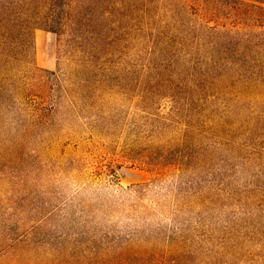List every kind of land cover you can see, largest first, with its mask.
I'll return each mask as SVG.
<instances>
[{"label":"trees","instance_id":"trees-1","mask_svg":"<svg viewBox=\"0 0 264 264\" xmlns=\"http://www.w3.org/2000/svg\"><path fill=\"white\" fill-rule=\"evenodd\" d=\"M38 30L56 35L69 61L48 72L50 89L41 87L45 100L53 92L59 97L37 107L45 122L69 111L81 118L87 100L113 94L110 69L131 67V134L139 145L130 161L159 176L99 203L59 202L28 228L16 197H8L0 215V264H37L29 254L39 233L49 234L39 239L47 245L62 237L54 250L67 252L39 264H157L163 241L183 242L187 228L211 221L222 204L264 212L261 184L256 177L242 181L257 150L241 132L257 124L264 129V0H0V67L24 63L43 71L35 63ZM82 82L86 89L75 87ZM1 86L11 96L0 95V108L13 98L35 108L34 89L16 88L9 72L0 71ZM28 122L22 141L35 131L33 118ZM44 219H53L52 227Z\"/></svg>","mask_w":264,"mask_h":264},{"label":"rangeland","instance_id":"rangeland-1","mask_svg":"<svg viewBox=\"0 0 264 264\" xmlns=\"http://www.w3.org/2000/svg\"><path fill=\"white\" fill-rule=\"evenodd\" d=\"M63 56L58 49L57 36L38 30L35 63L43 71L24 63L7 70L0 67V71L14 76L16 88L34 89L31 104L35 108L21 107L14 98L4 109L0 108V215L8 211L3 203L14 195L25 228L42 219L59 202L99 203L103 197L110 198L122 188L159 176L142 162L130 161L131 149L139 145L133 143L131 134L136 106V82L131 67L114 65L110 69L113 94H102L99 103L87 100L89 107L86 108L80 104L81 118H72L69 111L57 113L55 119L45 122L40 107L56 102L59 97L53 92L48 101L45 100V88L41 87L46 85L44 80H50L48 72L68 67L69 61ZM84 84L76 83L75 87L86 89ZM68 85L64 83V88ZM0 95L7 98L11 93L1 86ZM62 104L67 107L66 102ZM87 113L90 114L85 120ZM32 118L35 131L28 140L22 141V125ZM241 132L248 133L246 136L251 137L248 143L257 150L255 157H251L250 172L242 181L249 182L256 177L264 189L263 126L260 128L257 124L251 132ZM256 139H260L258 145L253 142ZM259 154L261 159L257 158ZM216 215L205 224L187 228V239L183 242L163 241V253L157 264H264L263 208L241 207L233 202L219 206ZM44 220L46 228L52 227L49 223L53 224V219ZM36 234L31 237L32 241L37 239ZM48 235L39 233L38 237L46 239ZM39 239L30 244L34 251L29 254L37 257V264L45 256L56 258V254L60 257L67 254L64 250H54L61 245L62 237L53 238L49 245Z\"/></svg>","mask_w":264,"mask_h":264},{"label":"bare ground","instance_id":"bare-ground-1","mask_svg":"<svg viewBox=\"0 0 264 264\" xmlns=\"http://www.w3.org/2000/svg\"><path fill=\"white\" fill-rule=\"evenodd\" d=\"M40 37V36H39ZM44 41V40H43ZM37 47V46H36ZM43 48V47H42ZM37 49V48H36ZM48 50V49H47ZM39 55V54H38ZM46 55V54H45Z\"/></svg>","mask_w":264,"mask_h":264}]
</instances>
